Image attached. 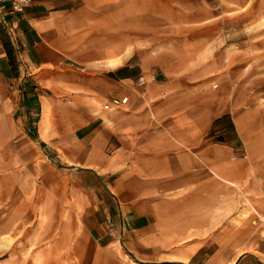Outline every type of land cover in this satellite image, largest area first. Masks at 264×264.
I'll list each match as a JSON object with an SVG mask.
<instances>
[{
    "label": "rangeland",
    "instance_id": "rangeland-1",
    "mask_svg": "<svg viewBox=\"0 0 264 264\" xmlns=\"http://www.w3.org/2000/svg\"><path fill=\"white\" fill-rule=\"evenodd\" d=\"M214 1L221 6L212 11V0H77L85 13L76 35L85 48L100 45L110 52L117 47L114 60L132 54L142 62L161 55L157 82L193 87L196 96L224 90L234 101L227 117H234L244 144L255 154L242 156V163L232 167L239 181L223 180L217 172L187 173L193 179L155 195L165 202L123 201L122 210L129 213L150 208L151 221L159 233L164 231L167 243L142 248L135 236L120 232L109 249L100 248L92 213L94 197L102 199L95 189L87 192L88 186L100 177L116 187L126 180H146V174L133 171L132 157L118 164L108 151L104 158L114 162L112 172L96 176L73 165L87 129L81 93L38 90L55 103L50 105L54 123L46 126L48 141L38 136L43 115L38 102L33 118L20 122H8L0 107V134L14 135L0 138V264H90L89 259L164 264L173 258L187 264H231L258 242L264 245V0H243L240 6L238 0ZM110 36L116 37L111 44ZM109 101L92 100L88 114L99 119L92 127L97 133L109 115L123 108L104 109ZM67 110L73 122L56 123ZM220 127L221 119L214 120L213 142L223 140Z\"/></svg>",
    "mask_w": 264,
    "mask_h": 264
},
{
    "label": "crops",
    "instance_id": "crops-1",
    "mask_svg": "<svg viewBox=\"0 0 264 264\" xmlns=\"http://www.w3.org/2000/svg\"><path fill=\"white\" fill-rule=\"evenodd\" d=\"M76 1L33 0L23 13H15L10 0H0V107L8 122L15 119L20 122L22 118H33L38 102L43 114L38 136L45 142L50 138L46 126L54 123L50 119V105L55 103L45 94H38V90L81 93V105L88 109L83 120L87 129L79 144L77 163L73 165L84 166L80 170L86 168L96 176H100L98 171L112 172L114 162L104 158L108 151L117 156L118 164L132 157L133 171L146 174V180H126L116 187L100 177L92 181L87 190L85 185L79 186L82 195L85 190L95 189L102 199L95 196L93 200L92 214L98 220L94 231L97 245L109 249L115 242L113 236L122 232L124 236H135L137 246L154 248L167 241L164 231L159 233L151 221L153 212L148 207H136L129 213L122 210L123 201L145 198L142 200L147 205L165 202L155 195L193 179L187 173L193 176L196 172H217L223 180L239 181L240 175L234 173L232 167L242 163V156L252 159L255 154L244 144L234 117H227L234 101H229L224 90L223 94L206 90L196 96L193 87H175L157 82V78L139 86L140 77L154 74L162 65L161 55L136 62L129 54L123 61V58L113 59L117 47L110 52L100 45L85 48L76 35L85 5ZM241 2L243 0H238L237 6ZM209 4L214 11L215 1ZM109 38L110 44L115 42V36ZM102 62H109V66L99 71ZM122 98H127L122 110L109 115L108 123L100 126L98 133L93 130L99 119L88 114L94 106L92 100ZM238 100L236 98L235 102ZM217 119H221L218 133L223 140L213 142L209 134ZM63 122H73L68 110L56 121ZM3 132L0 138L13 135ZM88 154L92 156L86 159ZM253 248L239 254L231 264H264V245L258 242ZM181 259H165L160 263L187 264ZM88 262L107 264L101 259Z\"/></svg>",
    "mask_w": 264,
    "mask_h": 264
},
{
    "label": "built area",
    "instance_id": "built-area-1",
    "mask_svg": "<svg viewBox=\"0 0 264 264\" xmlns=\"http://www.w3.org/2000/svg\"><path fill=\"white\" fill-rule=\"evenodd\" d=\"M33 0H10V7L15 13H23L25 9L32 3ZM149 80L155 81L156 75L151 74L148 76ZM148 78L140 77L138 80L139 86H145ZM127 101V98L112 99L109 103L105 104L104 109H120Z\"/></svg>",
    "mask_w": 264,
    "mask_h": 264
}]
</instances>
